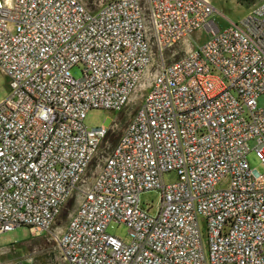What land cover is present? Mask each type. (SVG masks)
<instances>
[{
	"label": "built area",
	"instance_id": "obj_1",
	"mask_svg": "<svg viewBox=\"0 0 264 264\" xmlns=\"http://www.w3.org/2000/svg\"><path fill=\"white\" fill-rule=\"evenodd\" d=\"M214 13L209 0H0V235H49L66 264H264V2L223 30ZM130 107L113 147L118 122L84 126ZM152 191L155 209L140 201Z\"/></svg>",
	"mask_w": 264,
	"mask_h": 264
},
{
	"label": "rangeland",
	"instance_id": "obj_2",
	"mask_svg": "<svg viewBox=\"0 0 264 264\" xmlns=\"http://www.w3.org/2000/svg\"><path fill=\"white\" fill-rule=\"evenodd\" d=\"M212 7L215 10L212 19L214 20L218 29H226L231 24H238L247 13L254 7L259 6L264 0H209ZM207 39V34L204 30L195 32L190 38L188 44H185L181 48H176L179 55L183 53V50L195 47L196 45L203 44ZM70 75L79 80L82 77V67L77 65L70 70ZM5 76L0 73V102L4 100L8 95V85ZM142 92H138L137 97ZM260 108H264V97H260L258 100ZM135 107L128 108L124 113L119 114L114 111L106 110H90L84 119V126L87 128H99L106 126L107 121L118 122L116 129V136L120 135L124 129L128 116L133 112ZM248 166L250 169H255L258 172H262L263 168L260 161L255 157L253 152L247 155ZM174 176H168L165 178V182H172ZM159 196L155 191L144 193L140 197L142 204H147L156 208L158 205ZM74 208V202L71 201L63 210L59 220L56 223L55 228L61 230ZM107 232L119 239H124L126 236V229L123 226L111 224ZM0 249L6 251L3 256V260L9 263L15 264H29L27 259L32 258L31 264H66L61 259L59 251L54 243L51 241L49 235H39L38 233L29 231L25 228H19L12 233H5L0 235Z\"/></svg>",
	"mask_w": 264,
	"mask_h": 264
},
{
	"label": "trees",
	"instance_id": "obj_3",
	"mask_svg": "<svg viewBox=\"0 0 264 264\" xmlns=\"http://www.w3.org/2000/svg\"><path fill=\"white\" fill-rule=\"evenodd\" d=\"M118 137H119V135L116 136V132L108 137L109 142L111 143L112 147L115 146V144L117 143Z\"/></svg>",
	"mask_w": 264,
	"mask_h": 264
},
{
	"label": "clouds",
	"instance_id": "obj_4",
	"mask_svg": "<svg viewBox=\"0 0 264 264\" xmlns=\"http://www.w3.org/2000/svg\"><path fill=\"white\" fill-rule=\"evenodd\" d=\"M7 2H8V4H9V6H11V0H7Z\"/></svg>",
	"mask_w": 264,
	"mask_h": 264
}]
</instances>
